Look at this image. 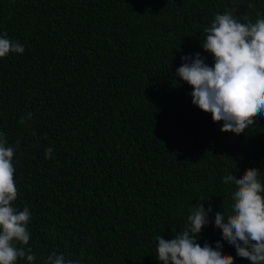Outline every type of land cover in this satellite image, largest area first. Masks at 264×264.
Listing matches in <instances>:
<instances>
[{"label": "trees", "instance_id": "1", "mask_svg": "<svg viewBox=\"0 0 264 264\" xmlns=\"http://www.w3.org/2000/svg\"><path fill=\"white\" fill-rule=\"evenodd\" d=\"M226 11L254 23L264 0H0V34L25 49L0 58V132L32 264H161L156 237L183 232L197 203L212 209L197 243L251 264L214 220L232 211L226 175L255 167L264 183V116L222 132L176 73L183 56L214 64L203 30Z\"/></svg>", "mask_w": 264, "mask_h": 264}, {"label": "clouds", "instance_id": "2", "mask_svg": "<svg viewBox=\"0 0 264 264\" xmlns=\"http://www.w3.org/2000/svg\"><path fill=\"white\" fill-rule=\"evenodd\" d=\"M259 13L257 16L259 17ZM206 33L202 48L212 54L214 64L205 63L200 53L194 57L183 56L186 61L176 69L178 76L192 87V103L210 113L213 122H222V132L240 135L264 116V18L253 23L239 22L231 11L216 14ZM24 46L12 41L7 33L0 34V58L9 54H22ZM31 113L28 118H31ZM25 118H21V123ZM53 149H45V158L52 157ZM16 150L0 132V264H17L26 258L28 264L36 260L28 245V224L31 212L14 206L19 191L15 181L13 163ZM260 170L250 167L239 177L226 175L225 184L235 185L232 192V211L216 212L214 225L221 230L223 240L236 249V255L251 264H264V183ZM202 203L189 209V224L173 239L156 237L157 259L161 264H235V258L222 250L220 241L215 248L207 242L201 246L197 239L209 223L208 213ZM45 264H81L79 260L66 259L52 252Z\"/></svg>", "mask_w": 264, "mask_h": 264}]
</instances>
